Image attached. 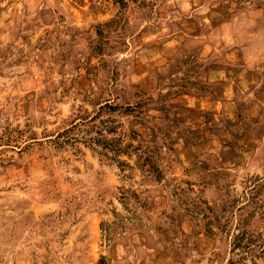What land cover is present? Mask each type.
<instances>
[{
	"label": "rangeland",
	"instance_id": "1",
	"mask_svg": "<svg viewBox=\"0 0 264 264\" xmlns=\"http://www.w3.org/2000/svg\"><path fill=\"white\" fill-rule=\"evenodd\" d=\"M140 99L102 134L159 177L78 118ZM251 195L264 245V0H0V264H264Z\"/></svg>",
	"mask_w": 264,
	"mask_h": 264
},
{
	"label": "trees",
	"instance_id": "2",
	"mask_svg": "<svg viewBox=\"0 0 264 264\" xmlns=\"http://www.w3.org/2000/svg\"><path fill=\"white\" fill-rule=\"evenodd\" d=\"M116 3H118L120 6H125L127 5L128 1H134V0H113ZM98 44L94 46L96 49ZM144 102V99H140L139 101H136L134 104L130 105L128 103L124 105H118V104H110V103H103L102 105L98 106L96 109L95 115L90 117L89 119H84L83 117H78L82 120V123L86 124H94L93 121L95 118L99 116L100 112L105 111L107 116L104 119H98V126L97 130L95 131L96 136L94 137H89L88 141L97 143L100 146V151L101 154L105 155L106 152L111 151L113 155H118L119 153L126 152L128 151H134L137 150L136 158L138 161H140V166H143L146 164L148 166L147 170L154 172V175L156 177H159V171L157 167L155 166L153 160L151 159V155L147 153L145 149H141V147H136L131 145V143H124L123 145L120 144L119 142V137H106L102 134V131H105L106 133H113L115 127L117 126L114 123V117L110 116L109 114H112L111 112L116 111L118 114H130V113H140V110H138L139 106ZM134 115V116H135ZM81 123V122H80ZM94 126V125H93ZM97 126V125H96ZM132 135H137L135 131H130L129 137L132 138ZM131 150H127V149ZM127 153V154H128ZM119 165L123 164L122 160H117ZM255 197L251 195L248 197L246 202L242 204L241 206H238L236 210H242V213H238L237 219L235 220L232 232L229 236L230 239V252H234L235 254H240V255H247L250 251H254L255 249L259 248L260 252L264 250V245H261L260 243H254V237L249 233L246 225L249 223V218L254 213V209L258 208L259 205L257 204V200L254 199ZM252 207V208H251ZM203 212H201V216L203 218V225H204V231L208 234L212 233V228L216 227L222 230L225 225L228 223V217L223 218V222L220 221V216L215 214L213 212V208L204 205L202 207ZM245 209V211H244ZM259 217L261 218V221H264V206H260L259 209ZM215 219V221H214ZM216 224V225H215Z\"/></svg>",
	"mask_w": 264,
	"mask_h": 264
}]
</instances>
